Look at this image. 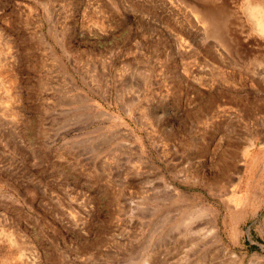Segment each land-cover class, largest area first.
<instances>
[{
	"label": "rangeland",
	"instance_id": "1",
	"mask_svg": "<svg viewBox=\"0 0 264 264\" xmlns=\"http://www.w3.org/2000/svg\"><path fill=\"white\" fill-rule=\"evenodd\" d=\"M254 2L0 0V264H264Z\"/></svg>",
	"mask_w": 264,
	"mask_h": 264
},
{
	"label": "bare ground",
	"instance_id": "2",
	"mask_svg": "<svg viewBox=\"0 0 264 264\" xmlns=\"http://www.w3.org/2000/svg\"><path fill=\"white\" fill-rule=\"evenodd\" d=\"M231 13L234 30L237 34H245L247 36L254 34L264 40V0L259 3L246 4L240 11L231 10ZM263 63L264 58L258 57L255 60V64L260 65V67L264 65Z\"/></svg>",
	"mask_w": 264,
	"mask_h": 264
}]
</instances>
